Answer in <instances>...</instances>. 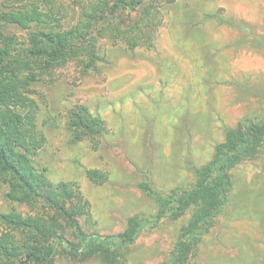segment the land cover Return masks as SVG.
<instances>
[{
  "label": "rangeland",
  "instance_id": "1",
  "mask_svg": "<svg viewBox=\"0 0 264 264\" xmlns=\"http://www.w3.org/2000/svg\"><path fill=\"white\" fill-rule=\"evenodd\" d=\"M55 5L64 28L81 21L79 1ZM128 11L93 34L95 67L45 71L24 90L46 140L34 165L88 202L78 217L87 234L118 235L130 218L155 215L140 185L160 193L191 187L190 163L207 164L227 128L264 119V0H144ZM82 106L106 129L74 142L71 114ZM234 174L231 206L205 237L197 264H264V159ZM7 193L0 183V212L50 218L42 200L30 206ZM57 222L70 232L64 218ZM184 223L145 230L118 264H167ZM56 264L104 263L60 255Z\"/></svg>",
  "mask_w": 264,
  "mask_h": 264
},
{
  "label": "trees",
  "instance_id": "2",
  "mask_svg": "<svg viewBox=\"0 0 264 264\" xmlns=\"http://www.w3.org/2000/svg\"><path fill=\"white\" fill-rule=\"evenodd\" d=\"M77 1L82 19L67 29L57 0H0V183L7 185L9 200L30 206L42 200L51 212L49 219L0 212V264H56L60 255L118 264L121 251L134 245L145 230L181 220L185 223L167 264H197L205 237L231 206L235 170L264 159V119L245 118L227 128L225 140L216 146L207 164L195 167L190 163L196 179L191 187L160 193L148 183L140 185L156 203L155 215L130 218L128 228L118 235L85 233L78 217L87 213L88 202L71 184L54 186L34 165L33 157L46 140L24 90L45 71L70 63L82 66L88 62L95 67L93 43L97 38L93 34L124 19L125 10L136 11L144 0ZM12 27L20 30L12 31ZM105 126L86 107L71 114L74 142L105 131ZM89 175L94 178L96 173L90 171ZM55 217L64 218L70 232L68 228L60 232Z\"/></svg>",
  "mask_w": 264,
  "mask_h": 264
}]
</instances>
